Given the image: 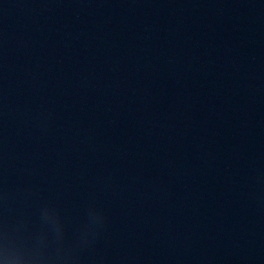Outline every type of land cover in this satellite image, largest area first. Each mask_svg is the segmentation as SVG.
Returning <instances> with one entry per match:
<instances>
[{"label": "water", "instance_id": "95a60500", "mask_svg": "<svg viewBox=\"0 0 264 264\" xmlns=\"http://www.w3.org/2000/svg\"><path fill=\"white\" fill-rule=\"evenodd\" d=\"M0 264H264V0H0Z\"/></svg>", "mask_w": 264, "mask_h": 264}, {"label": "clouds", "instance_id": "9594fccd", "mask_svg": "<svg viewBox=\"0 0 264 264\" xmlns=\"http://www.w3.org/2000/svg\"><path fill=\"white\" fill-rule=\"evenodd\" d=\"M57 213H59V211L57 209H54Z\"/></svg>", "mask_w": 264, "mask_h": 264}]
</instances>
